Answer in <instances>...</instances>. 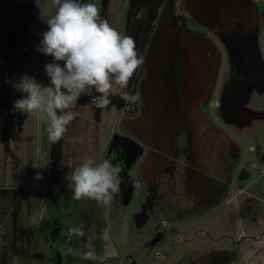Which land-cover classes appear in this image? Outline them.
I'll return each instance as SVG.
<instances>
[{
	"label": "rangeland",
	"instance_id": "374dc122",
	"mask_svg": "<svg viewBox=\"0 0 264 264\" xmlns=\"http://www.w3.org/2000/svg\"><path fill=\"white\" fill-rule=\"evenodd\" d=\"M81 2L96 4L101 17L134 39L144 62L128 91L139 99L126 105L113 85L111 103L99 109L90 103L97 93L86 88L73 109L78 116L51 142L39 115L13 111L22 93L4 82L28 74L49 83L45 64L53 58L36 49L56 8L52 0H0L7 8L0 25L12 8L20 12L15 43L0 62L7 76H0V111L7 108L13 120L0 134L7 137L6 155L0 152V264H264V150L248 149L245 126L264 114V84L254 86L260 94L250 93L264 77V0ZM192 110L209 132L201 130L188 148L180 117ZM131 124L141 141L125 161L122 149H112L134 134ZM152 128L158 144L147 141ZM208 135L221 139L215 162L207 157ZM255 135L258 141L261 130ZM114 152L130 193L122 183L108 205L75 199L66 179L73 166ZM36 173L43 178L35 180ZM138 207L146 215L140 224L133 218Z\"/></svg>",
	"mask_w": 264,
	"mask_h": 264
},
{
	"label": "clouds",
	"instance_id": "9594fccd",
	"mask_svg": "<svg viewBox=\"0 0 264 264\" xmlns=\"http://www.w3.org/2000/svg\"><path fill=\"white\" fill-rule=\"evenodd\" d=\"M52 6L56 11L44 19L47 30L36 49L53 58L45 64L49 83L42 84L28 74L21 75L18 82H9L22 93L14 100L13 111L39 115L47 125L48 139L58 143L67 125L78 116L73 109L86 88L97 93L90 96V103L99 109L111 103L113 85L126 105L137 101L139 96L128 91V83L144 57L138 54L131 36L122 35L101 17L96 4L52 0ZM78 139L74 137L73 143ZM117 156L114 152L100 162L89 158L73 166L66 179L72 181L74 198L110 204L124 183L122 167L112 162ZM42 178L40 173L34 176L35 180Z\"/></svg>",
	"mask_w": 264,
	"mask_h": 264
},
{
	"label": "flooded vegetation",
	"instance_id": "af4514ba",
	"mask_svg": "<svg viewBox=\"0 0 264 264\" xmlns=\"http://www.w3.org/2000/svg\"><path fill=\"white\" fill-rule=\"evenodd\" d=\"M17 9V8H16ZM10 34L8 33L6 36H9ZM5 36V37H6ZM12 43H15V41H14V39L12 40V41H9V42H7L5 45H7V47H9V45H11ZM12 56V55H11ZM260 80H262V82L260 81ZM257 83L259 84V83H261V84H264V80L263 79H261L259 76H257ZM230 104L235 108V110H236V115H239V113H240V108H237V103H236V100H235V102H230ZM99 113V111H97V113L96 114H98ZM194 111L192 110V111H190L189 112V114L188 115H185V118H181L180 117V120H181V122H184L185 123V126H184V128H185V131H187L188 132V136H189V138L187 139L188 140V143H187V146H188V148H190L191 146H193V143L195 142L194 140H195V138H197L198 136H200V131L202 130V134L204 135V136H206V133H204L205 131H208L207 130V128L205 129V125H204V123L206 124V120L204 119V117L203 118H201V116H199V115H196L195 114V117H197V118H199L200 119V121L199 122H201L202 124H201V126H198V127H195V122L193 121V118H192V116H194ZM142 118V114H141V116H137V117H135V116H133V119H131V121H129V122H133V124L136 122V120L138 121V120H140ZM185 119H186V121H185ZM205 120V121H204ZM207 123L209 124V122L207 121ZM231 126H232V128H234V126H233V124L231 123ZM131 127H132V129H133V133L134 134H132V136L130 137V136H128V137H125V136H122L121 138H118V142H116L117 144H118V147H115V148H113L112 150H118V149H120V152H121V149H122V153H123V157H124V160L126 161L127 159H131V157H132V155L131 154H135L136 153V149L138 148V142H137V140H140V138H137L136 136H135V134L136 133H138V131L137 130H135L134 128H136L135 126H133L132 124H131ZM205 130V131H204ZM209 132V131H208ZM158 134L159 133H156V131H154V129L152 128V135H150V138L147 140V141H149V142H151V143H153V140H154V142L156 143V144H158L159 143V141H158V139H159V137H158ZM217 134H219L220 136H222L220 133H217ZM209 139H210V143H209V145L207 146V157H208V160L209 161H216V159L217 158H214V160H212L213 159V154H212V150L213 149H215V147H214V145H215V143H216V145L218 146V148H220V145H221V139H220V137L218 136V138H216V142H215V139H213L214 137L213 136H210V135H208L207 136ZM222 138V137H221ZM141 141V140H140ZM187 148V147H186ZM231 146H230V148L229 149H226V151H229V152H231ZM52 151L53 152H55L56 150H55V148H53L52 149ZM135 151V152H134ZM217 151H219V149H217ZM111 152V151H110ZM134 152V153H133ZM220 152V151H219ZM209 164H210V162H209ZM214 165H216V163L214 164ZM215 168V167H214ZM220 169H221V167H219ZM216 170V169H215ZM215 173H217V172H215ZM127 180L125 179V181H124V187H123V191H126V192H128V194L130 193V185L126 182ZM142 208V207H141ZM141 208L140 207H138V208H136L137 209V211H135L134 212V215H133V218H134V220H135V222L137 223V224H140V221H141V219L140 220H138L137 218L138 217H141V216H143V218L146 216L145 214H142L141 213ZM122 264H125V263H122Z\"/></svg>",
	"mask_w": 264,
	"mask_h": 264
},
{
	"label": "crops",
	"instance_id": "0c3cea01",
	"mask_svg": "<svg viewBox=\"0 0 264 264\" xmlns=\"http://www.w3.org/2000/svg\"><path fill=\"white\" fill-rule=\"evenodd\" d=\"M7 9L6 7H3V6H0V9ZM15 12V16L17 17V20L19 21V19H20V12H19V10H16V11H14ZM14 14V13H13ZM13 14H12V11L10 10V11H8V13L5 15V21H4V23L2 24V25H0V38H5V36L7 35V32L9 33V34H11V33H13V32H18V30H19V23H18V26H17V28H16V30H14V28L11 26V25H8V16H9V20L11 19V17L13 16ZM12 20V19H11ZM32 30V29H31ZM6 43H0V53H1V55H0V57H1V59H0V62H1V60L2 61H4V59H5V51H4V49H7V45H5ZM6 60V59H5ZM0 65H1V63H0ZM2 65H5L4 64V62L2 63ZM3 68V67H2ZM0 76H3V77H5V78H7V76H4V75H2V74H0ZM2 77V78H3ZM1 78V77H0ZM5 78H3V79H0V80H3V82H4V79ZM263 80H264V77L262 78ZM264 82V81H263ZM10 82L9 81H5L4 82V84H9ZM257 84V81H255L254 82V84H252V92H250V93H254V92H257V93H261L262 91H257L256 89H254V86ZM263 86V85H262ZM264 87V86H263ZM256 90V91H255ZM263 91H264V89H262ZM5 98H7V95H5ZM247 100H251V102H253V103H255V104H257V105H260V103L259 102H255V100L252 98V97H247ZM249 108H251L252 110H254V111H259L258 110V107H256V106H250ZM7 109V108H6ZM6 109H4V113L3 112H1L0 111V134L2 133L3 134V128H4V124L5 125H9V124H11V123H13L12 121H10V123H9V121L7 120L8 118H7V116H8V113H7V111H6ZM6 111V112H5ZM236 111V110H235ZM249 113V112H248ZM257 113V112H256ZM263 113V112H262ZM5 115V116H4ZM7 115V116H6ZM254 115H256V114H253V116L251 115V114H249V116L248 117H250V116H252V117H254ZM2 116H4V117H2ZM5 118V119H4ZM255 119H253V118H251L252 120L247 124V125H245L247 128H249V132H248V134H249V137L251 138V141L248 143V149H251V150H256V153L257 154H259V152L260 151H262V150H264V148L262 149H259L258 148V141H259V139L260 140H262V141H264V114H263V116H262V120L260 119V118H258V117H254ZM250 119V118H249ZM247 121H248V119H247ZM258 121V122H257ZM255 123H257L256 125H255ZM233 124V123H232ZM252 125H255V126H253L252 127ZM233 126H235L234 124H233ZM8 128V127H7ZM6 128V129H7ZM236 128H238L237 126H236ZM244 128V127H243ZM242 129V128H241ZM2 130V131H1ZM258 130H261V135L259 136V139H258V141H257V136L255 135V133L256 132H258ZM6 135L8 134V131L5 133ZM8 136V135H7ZM255 138H256V140H255ZM6 139H7V137L4 139V141H1V138H0V152L2 153V154H4L5 153V155H6V148H2V146H3V144L5 143V141H6ZM257 141V142H256ZM264 152V151H263ZM13 154V153H12ZM4 155V156H5ZM261 155V154H260ZM260 155H258V158L260 157ZM12 156V155H11ZM261 162V161H260ZM262 163V162H261ZM260 172H264V162H263V166L260 168Z\"/></svg>",
	"mask_w": 264,
	"mask_h": 264
},
{
	"label": "trees",
	"instance_id": "16d2710c",
	"mask_svg": "<svg viewBox=\"0 0 264 264\" xmlns=\"http://www.w3.org/2000/svg\"><path fill=\"white\" fill-rule=\"evenodd\" d=\"M17 9H15V8H12L11 9V11H12V14H13V16L11 17V19L9 20V16H8V25H11L13 28H14V30H16V28H17V26H18V20H17V17L15 16V12L14 11H16ZM12 35L11 36H6L5 38H0V43H7V42H9V41H12L13 39H14V35L16 34V31L15 32H13V33H11ZM2 67H4V65H0V68H2ZM14 76H16V74L14 75ZM8 85H12V83H9ZM8 88V87H7ZM6 94V93H5ZM7 99V98H6Z\"/></svg>",
	"mask_w": 264,
	"mask_h": 264
},
{
	"label": "water",
	"instance_id": "95a60500",
	"mask_svg": "<svg viewBox=\"0 0 264 264\" xmlns=\"http://www.w3.org/2000/svg\"><path fill=\"white\" fill-rule=\"evenodd\" d=\"M141 218L140 217H138V220H140Z\"/></svg>",
	"mask_w": 264,
	"mask_h": 264
}]
</instances>
